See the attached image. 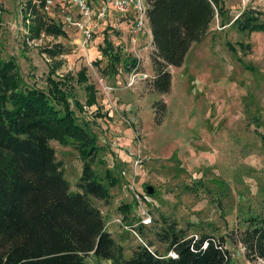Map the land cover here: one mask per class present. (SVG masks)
I'll return each mask as SVG.
<instances>
[{"label": "rangeland", "instance_id": "374dc122", "mask_svg": "<svg viewBox=\"0 0 264 264\" xmlns=\"http://www.w3.org/2000/svg\"><path fill=\"white\" fill-rule=\"evenodd\" d=\"M25 1L0 0V58H14L25 84L46 89L48 66L37 47L59 43L62 64L52 77L71 73L77 79L81 71L93 85L95 103L87 104L75 80L81 108L69 100L78 122L97 136L92 168L102 177L109 170L119 180L109 188L107 201L91 200L122 256L130 257L138 245L165 254L157 234L170 227L187 236L222 237L233 262L264 264L262 258H247L238 240L247 218L264 215V29L241 31L235 24L248 10L264 22V0H223V10L214 12L184 63L169 67L171 86L164 94L151 86V34L132 42V17L115 15L109 21L108 16L83 43L79 31L63 24L69 0H54L46 15L65 34L29 40ZM90 5L95 9L94 0ZM104 48L119 53L116 64L106 67ZM136 66L147 77L129 85ZM157 102L165 108L156 109ZM49 144L70 189L77 190L83 161L76 143ZM85 260L112 264L93 253Z\"/></svg>", "mask_w": 264, "mask_h": 264}, {"label": "trees", "instance_id": "16d2710c", "mask_svg": "<svg viewBox=\"0 0 264 264\" xmlns=\"http://www.w3.org/2000/svg\"><path fill=\"white\" fill-rule=\"evenodd\" d=\"M145 2L153 46L151 86L164 94L171 86L169 67L184 63L191 45L206 34L214 12L223 10V0ZM44 4L45 0H26L22 5L29 40L65 34L46 15ZM259 15L242 12L236 27L263 30ZM37 48L48 66L46 89L25 84L14 58H0V264H92L85 260L89 253L112 264H238L232 261L222 237L187 236L170 227L157 234L166 244L165 254L138 245L130 257L122 256L121 246L91 200L107 201L109 188L119 180L109 170L102 177L92 168L91 160L99 149L97 136L78 122L71 107L72 102L81 108L74 80L83 87L89 105L96 101L94 87L81 71L77 79L71 73L52 77L62 64L57 59L64 52L61 44ZM117 53L102 50L108 59L106 67L119 61ZM159 105L165 108L164 102H157L156 109ZM50 140L76 143L83 161L77 190L70 189ZM246 223L238 231L245 255L264 259V215L251 216Z\"/></svg>", "mask_w": 264, "mask_h": 264}, {"label": "built area", "instance_id": "2783aa9c", "mask_svg": "<svg viewBox=\"0 0 264 264\" xmlns=\"http://www.w3.org/2000/svg\"><path fill=\"white\" fill-rule=\"evenodd\" d=\"M54 0H45L44 10L50 15V7ZM71 9L64 12L63 24L69 29H76L80 32L83 43L91 40L94 26L99 21H105L110 15V9H113L118 16L130 18V27L132 32V42H135L144 34L150 35L148 25L147 8L145 0H94L95 9L90 5V0H69ZM74 10V12L72 11ZM76 13L77 16L74 14ZM147 77L143 73L137 72V66L131 73L129 85L133 84L136 77Z\"/></svg>", "mask_w": 264, "mask_h": 264}, {"label": "water", "instance_id": "95a60500", "mask_svg": "<svg viewBox=\"0 0 264 264\" xmlns=\"http://www.w3.org/2000/svg\"><path fill=\"white\" fill-rule=\"evenodd\" d=\"M146 192H147L148 194H151V193L153 192V188H152L150 185H147V186H146Z\"/></svg>", "mask_w": 264, "mask_h": 264}, {"label": "crops", "instance_id": "0c3cea01", "mask_svg": "<svg viewBox=\"0 0 264 264\" xmlns=\"http://www.w3.org/2000/svg\"><path fill=\"white\" fill-rule=\"evenodd\" d=\"M115 15L117 16V14L114 12V10L113 9H110L109 21H111L112 20L111 17L112 16H115Z\"/></svg>", "mask_w": 264, "mask_h": 264}]
</instances>
